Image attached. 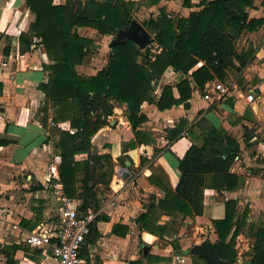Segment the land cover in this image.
Segmentation results:
<instances>
[{"label": "crops", "instance_id": "1", "mask_svg": "<svg viewBox=\"0 0 264 264\" xmlns=\"http://www.w3.org/2000/svg\"><path fill=\"white\" fill-rule=\"evenodd\" d=\"M53 1L59 4L65 2V0ZM131 1L135 2L131 18L137 16L148 19L151 16L156 18L166 14L167 17L175 20L186 18L191 12L199 11L204 6L201 3L203 0H190L188 5H184L183 0ZM23 3L24 0H0V82L3 84L0 95V106L3 108V112L0 113V138L10 141L8 145H0V162L8 158L9 164L18 166L20 172H26L27 183L24 187L27 193H32L34 200L32 208L28 206L17 211L15 219L8 227L5 226L6 220H0V264H54L45 258L41 249L25 245L17 236L19 231L13 229V226H17L30 231L32 230L30 226L33 224L35 229L38 224L57 221V218L48 215L50 207L55 205L58 211L61 207L53 188V184L59 180L51 177L52 173L49 171L52 165L57 171L60 162L53 147V138L58 130L70 128L69 121L54 122L52 109L50 106L45 107V96L40 86L47 82L48 71L44 66L50 63V59L37 39L32 40L29 48L20 40V35L28 32L29 25L34 20V14L27 7H22ZM246 11L248 20L264 19V7L260 0H253L252 6ZM256 30L244 28L235 41L238 53L252 49L253 54L242 67L239 61L234 60L235 67H240L239 71L235 70V77L230 75V69L227 70L226 80L221 81L230 87L227 93L218 97L217 92H212L210 98H205L203 90L193 86L191 98L188 99V108L179 104L159 110L154 103L144 101L140 108L147 120L139 125L138 130L146 134L147 140L141 143L135 142L133 148L128 145L135 138L124 115L127 106L125 103L109 100L112 113L107 116L108 123L90 139L101 135L100 149L110 156L114 174L120 177L121 183L117 185L111 181L108 184L103 182L92 184V192L95 195L91 201L97 210V215L87 239V258L82 257L83 264L86 261L88 264H128L135 259L145 262L143 250L141 249V252L138 250L141 238L150 247L147 253L161 258L151 264H170L171 256L175 252L171 242L179 237L180 241H183L182 236L184 233L187 234L188 227L194 233L206 231L212 243L217 240L212 221L224 217L225 202L229 199L236 202V220L239 225V233L233 245L236 258L230 264H245L246 261L251 263L256 240L255 231L260 225L264 226V112L262 111L264 77L259 75L260 83L255 86L251 85V82L250 84L244 82L243 84L248 86L245 92L239 85V77L244 68H248L252 61L258 60L260 50L264 48V34L258 44L254 41ZM147 31L152 39L147 47L157 52L158 49L153 42L154 33ZM78 33L93 39V35L96 34L101 39L109 40L110 43L111 38L115 36V33L100 34L90 27L79 28ZM245 34L247 45L243 46V49H238L237 42ZM98 43L94 39L95 48L90 49L84 61L76 65L78 74L93 76L107 64L111 51L110 43L107 47L104 43L99 47ZM91 52L94 54L90 55ZM142 54L144 55V50ZM141 61L140 56L138 62ZM2 62L6 63L5 66H2ZM201 64V61L198 62L194 69ZM190 73L191 70L183 74L167 67L152 96L157 100L163 87L170 85L174 96L177 97L176 84L189 77ZM217 81L219 80L214 78L206 82L203 88H213ZM249 89H254L257 95L254 103H248L245 99V93ZM181 119H184L186 124L182 127L180 135L170 141V131L177 128ZM51 121L54 125H51ZM203 124L205 125L202 127ZM212 126L223 129L228 136L239 143V153L234 158L229 171L237 177L238 183L229 190L205 188L202 214L186 216L183 221H179L178 218L179 225L176 229L173 228L162 237L140 230L135 219L147 210L149 204L157 205L165 195L159 184L171 189L175 188L180 177L179 159L192 143H200L199 138L203 131ZM168 145L169 147H166ZM82 156L85 154L77 157ZM45 157L51 158L50 164L45 165ZM118 160H121L122 165ZM127 161L128 165H126ZM120 172H123L122 176ZM47 174H51L49 182L46 181ZM82 175L83 172L80 171L78 176L82 177ZM150 176H153L155 182L149 180ZM38 184L42 188L33 189ZM16 187L21 186L17 184ZM39 193H44L46 197H51L53 194L52 203L50 198L46 199ZM74 200L79 204L82 202L78 198ZM157 215L158 224L171 220L164 211L162 213L158 211ZM22 219L25 220L24 226L20 223ZM194 241H197V238ZM201 244L202 242L199 246ZM12 245H18L19 248L13 252ZM195 255L207 263L204 257ZM244 255L247 258H243ZM189 256L186 257L192 264Z\"/></svg>", "mask_w": 264, "mask_h": 264}, {"label": "trees", "instance_id": "2", "mask_svg": "<svg viewBox=\"0 0 264 264\" xmlns=\"http://www.w3.org/2000/svg\"><path fill=\"white\" fill-rule=\"evenodd\" d=\"M201 3L204 5L202 9L191 12L186 18L173 20L162 14L156 18L151 16L142 23L154 33L153 42L159 51L153 52L146 47L143 55L142 49L126 39L111 46L107 64L101 70L93 76H85L77 73L76 65L81 64L89 50L95 48L94 39L80 35L78 29L90 27L100 34L112 35L127 26L135 2L65 0L59 4L53 0H24L22 7H27L34 14V20L28 32L20 35V40L29 48L32 40L37 39L50 59V63L44 66L48 71L47 82L40 86L45 96V107L52 109L54 122L69 121L70 127L77 129L74 134L67 129L58 130L53 138V147L60 158L57 171L62 194L71 199H81L79 210L93 205L91 200L95 194L92 184L121 183L111 166L107 174L112 180H108L102 161L111 164V158L108 154H98L90 141V137L108 123L107 116L112 113L109 100L126 104L124 115L135 138L128 145L133 148L135 142L147 140L146 134L138 130L139 125L147 120L140 108L144 101L154 103L159 110L179 104L188 108L193 86L202 91L204 84L214 78L225 81L228 69L240 70V67H235L234 60L239 61L242 67L252 57V49L238 53L235 41L244 28L255 30L264 26L263 18L248 20L246 9L252 6L253 0H203ZM183 4H190V0H183ZM140 56L142 61L139 63ZM200 61L202 64L194 69ZM167 67L183 74L191 70V73L176 84L177 97L172 86L165 85L156 100L152 93ZM2 90L0 82V95ZM185 124L186 121L181 119L177 128L170 131V141L180 135ZM199 141L192 143L179 159L180 177L175 188L159 184L165 192L164 197L157 205L149 204L147 210L135 219L140 230L162 237L176 229L178 218L183 221L186 216L202 214L205 188L229 190L238 183L237 177L229 171L239 153V143L223 129L213 126L203 131ZM9 143V140L0 138V145ZM80 154L85 156L78 158ZM80 171L83 172L82 177L78 176ZM149 180L155 182L153 176ZM41 188L38 184L33 189ZM235 204L234 200H227L224 217L212 221L217 240L210 248L229 263L235 261L233 245L239 233ZM158 211L166 212L171 220L158 224ZM94 222L90 224L89 234L82 245V257L87 258V239ZM20 223L24 226L25 220ZM254 235L251 264H264V226L260 225ZM171 243L176 253L184 252L177 239ZM18 248V245L11 246L13 252ZM154 260L158 262L161 258L147 253L145 262L135 259L128 264H151Z\"/></svg>", "mask_w": 264, "mask_h": 264}, {"label": "built area", "instance_id": "3", "mask_svg": "<svg viewBox=\"0 0 264 264\" xmlns=\"http://www.w3.org/2000/svg\"><path fill=\"white\" fill-rule=\"evenodd\" d=\"M264 7V0H260ZM38 41V40H37ZM264 42V41H263ZM5 66L6 63H1ZM230 87L217 82L213 88H204L203 95L205 98H210L212 92H217L218 97L229 91ZM213 90V91H212ZM245 99L248 103H254L257 95L254 89H249L245 93ZM264 112V108L262 109ZM54 125L53 122H50ZM70 134L77 132L74 127L66 128ZM187 133L185 132L184 135ZM46 181L49 182L50 175L56 180H59L55 166H50ZM123 172H120L122 176ZM54 194L57 197L61 207L57 221H52L47 224H38L35 229L30 231L13 226L19 232L17 236L20 240L30 247H35L42 250L45 258L51 260L54 264H83L81 256V248L86 236L90 231V224L95 220L97 210L92 204L79 210V202L68 198L62 194L60 182L53 184ZM170 264H190L188 258L180 253H175L171 257Z\"/></svg>", "mask_w": 264, "mask_h": 264}, {"label": "rangeland", "instance_id": "4", "mask_svg": "<svg viewBox=\"0 0 264 264\" xmlns=\"http://www.w3.org/2000/svg\"><path fill=\"white\" fill-rule=\"evenodd\" d=\"M259 7L261 8L260 5H259ZM256 8L259 9L258 7H256ZM135 19H137L140 22H144L145 20H147V17L139 18V17L135 16ZM263 34H264V28H259L256 30L255 37H254V41L256 42V44H258V42L262 38ZM246 36L247 35L245 34V36H243L241 39L238 40V42H237L238 49H243L242 47L247 45V43H246L247 41L245 40ZM93 37L97 42H99L98 43L99 47H101V45L103 43H104L105 47L109 46V43H110L109 40H107L105 38L101 39V37L96 35V34L93 35ZM92 54H94V52L90 53V55H92ZM251 64H252V66H250ZM251 64L248 66V68H244L242 70L241 76L239 77V80H240L239 85H241L242 90L244 92L247 90V87H248L247 84H250V82H251V85H254V86L258 85L260 83V80H261L259 75H262L264 77V48L260 50L258 60L256 62L252 61ZM230 75L232 77L236 76L234 68L230 69ZM217 82H219V81H217ZM244 82H247V84L246 85L243 84ZM221 83L226 84L225 82H221ZM198 125H200V122H198ZM204 125L205 124H203L202 127ZM100 136H97V138L94 137V138L90 139V141L92 140L91 143L94 142L93 148L95 151L98 152V154L99 153L104 154L103 150H101L100 146H99V144L102 141L101 140L102 137H100ZM96 143H97V145H96ZM98 146H99V148H98ZM49 157H45V159H46L45 165L50 164L51 158H49ZM3 159H5V158H3ZM47 159H48V161H47ZM118 161H119V164L122 165L121 160H118ZM102 166H103L104 173H105L106 177L108 178V180H110V179L112 180L111 175H109L107 173L109 172L110 166H111V168L113 169V174H114L113 164L112 163L110 164L106 161H102ZM18 170H19L18 166H12L11 164H9L8 158L5 161L0 162V220H6L5 221L6 227H8L9 223H11L12 220L15 219V214L18 213L17 211L20 208H26L28 206H30L32 208V201L34 200L32 193L31 192L27 193V191L25 189L26 187H24L25 184L27 183V181H25V177L27 175L26 172L25 171L20 172ZM13 181H15V182H13ZM17 184H19L21 187H16ZM39 194L41 196H44L46 199L50 198V200H51L50 203H52L53 194H51V197H48V196L46 197V195L44 193L43 194L39 193ZM35 208H37V207H35ZM49 211H50V213L48 214L49 216H51L52 218H58L59 211L57 210V206L54 205V206L50 207ZM187 229H188V231L186 232L187 234L184 233L182 236L183 241H180V237L177 239V242H178L180 248L184 251L180 254L184 255V256L190 255L189 259L192 262V264H208V262L204 263L202 260H200V258H198L195 255V253H198V246L201 242L209 241L210 243H212L213 241L209 239V236H208V234H206L207 232L205 230H204L205 233H203L201 231L194 233V232H192L190 227H188ZM196 238H197V241H194ZM194 242H197V243H194ZM144 244H146V242L144 241V239L141 238V240L139 241V244H138L139 252H141V249H142L141 247ZM171 245H172V243H171ZM175 253L176 252H174V254ZM245 256L246 255H244L243 258H247Z\"/></svg>", "mask_w": 264, "mask_h": 264}, {"label": "water", "instance_id": "5", "mask_svg": "<svg viewBox=\"0 0 264 264\" xmlns=\"http://www.w3.org/2000/svg\"><path fill=\"white\" fill-rule=\"evenodd\" d=\"M126 39L134 42L140 49H145L151 43V37L146 28L135 18H130L126 27L119 29L115 36L112 38L110 46L116 43H123ZM129 162H126L128 165ZM125 174L124 177H126ZM143 254L146 255L150 247L146 244L142 245ZM198 254L204 257L208 264H230L229 262L221 260L217 254H215L210 248V242L204 241L198 246ZM245 264H251L250 261H246Z\"/></svg>", "mask_w": 264, "mask_h": 264}]
</instances>
